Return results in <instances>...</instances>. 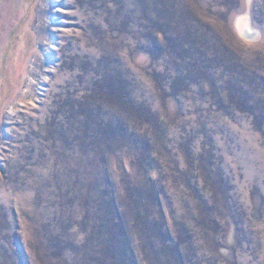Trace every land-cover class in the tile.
I'll return each instance as SVG.
<instances>
[{"label": "rangeland", "instance_id": "1", "mask_svg": "<svg viewBox=\"0 0 264 264\" xmlns=\"http://www.w3.org/2000/svg\"><path fill=\"white\" fill-rule=\"evenodd\" d=\"M0 76V264H264V0H0Z\"/></svg>", "mask_w": 264, "mask_h": 264}, {"label": "flooded vegetation", "instance_id": "2", "mask_svg": "<svg viewBox=\"0 0 264 264\" xmlns=\"http://www.w3.org/2000/svg\"><path fill=\"white\" fill-rule=\"evenodd\" d=\"M1 71H3V69H1ZM1 78H2V76H0V80H1ZM3 85H4V84H1V86H3ZM1 86H0V87H1Z\"/></svg>", "mask_w": 264, "mask_h": 264}]
</instances>
